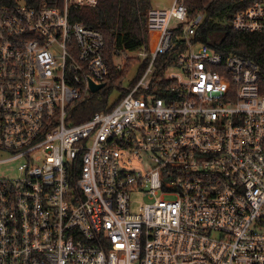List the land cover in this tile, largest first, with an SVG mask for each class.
I'll list each match as a JSON object with an SVG mask.
<instances>
[{"label": "built area", "instance_id": "1", "mask_svg": "<svg viewBox=\"0 0 264 264\" xmlns=\"http://www.w3.org/2000/svg\"><path fill=\"white\" fill-rule=\"evenodd\" d=\"M98 1L0 6V264H264V66L197 40L173 0L145 12L147 46L113 50L147 63L135 85L72 123L110 74L70 16ZM230 26L264 34V0Z\"/></svg>", "mask_w": 264, "mask_h": 264}, {"label": "trees", "instance_id": "2", "mask_svg": "<svg viewBox=\"0 0 264 264\" xmlns=\"http://www.w3.org/2000/svg\"><path fill=\"white\" fill-rule=\"evenodd\" d=\"M254 0H186L190 17L202 16L197 30V40L223 55L235 54L264 66V34L240 33L231 29L230 22L235 13L248 7ZM15 0H0V6L14 5ZM29 5L35 3L29 2ZM150 0H99L94 8H72L71 20L98 30L105 39V55L109 64V78L106 86L73 104L69 112L72 123L90 119L100 110L111 108L119 102L127 90L135 85L143 74L147 63L139 64L135 58L128 59V66L137 63L132 76L130 69L116 70L113 50L135 53L147 46L148 33L145 26V12ZM165 58L156 60L157 78L163 75ZM118 91L119 96L111 104L110 94ZM155 94L161 96L158 91Z\"/></svg>", "mask_w": 264, "mask_h": 264}, {"label": "rangeland", "instance_id": "3", "mask_svg": "<svg viewBox=\"0 0 264 264\" xmlns=\"http://www.w3.org/2000/svg\"><path fill=\"white\" fill-rule=\"evenodd\" d=\"M173 3V0H150V6L151 7H154V8H168L172 5ZM130 58H133V56L129 53H123L122 55L120 56H114L113 57V61L114 62H118V63H122V62H126V64L124 65L123 69L125 68H129L130 69V75L129 76H132L134 74V71L137 67V63L134 64L133 66L130 65V67L128 66V59ZM122 69V70H123ZM119 96V93L118 91H113L111 94H110V97H109V102H114ZM2 155L0 154V157ZM134 201H137L139 200L138 197H134L133 198Z\"/></svg>", "mask_w": 264, "mask_h": 264}, {"label": "water", "instance_id": "4", "mask_svg": "<svg viewBox=\"0 0 264 264\" xmlns=\"http://www.w3.org/2000/svg\"><path fill=\"white\" fill-rule=\"evenodd\" d=\"M89 86L92 93H95L104 87V84H96L92 80H89Z\"/></svg>", "mask_w": 264, "mask_h": 264}]
</instances>
